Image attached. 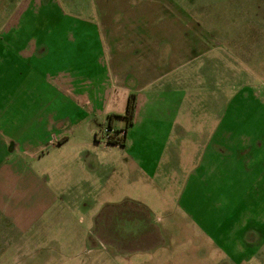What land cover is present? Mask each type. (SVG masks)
I'll use <instances>...</instances> for the list:
<instances>
[{"label":"crops","instance_id":"crops-1","mask_svg":"<svg viewBox=\"0 0 264 264\" xmlns=\"http://www.w3.org/2000/svg\"><path fill=\"white\" fill-rule=\"evenodd\" d=\"M168 12L155 0H0V264L153 254L162 233L146 230V204L160 192L210 240L213 264L264 249V0ZM130 94L132 123L109 122L123 145L101 143L96 120L125 121ZM75 171L93 202L122 203L86 236L66 226L73 208H54Z\"/></svg>","mask_w":264,"mask_h":264},{"label":"rangeland","instance_id":"rangeland-1","mask_svg":"<svg viewBox=\"0 0 264 264\" xmlns=\"http://www.w3.org/2000/svg\"><path fill=\"white\" fill-rule=\"evenodd\" d=\"M159 5H168L169 12H171L172 8L179 6L182 11L186 12V7L189 4H194L197 6H203L208 3L210 0H155ZM215 1V0H214ZM152 2V0H150ZM245 2V1H244ZM243 2V3H244ZM173 6V7H172ZM202 13V10L197 11L196 19H202L199 14ZM202 15V14H201ZM114 115L109 114L105 119H97L95 123L94 132L97 133V140L101 143L106 142L108 138H113L114 131L109 132V122L113 123L115 128L121 127L125 125V121H119L113 117ZM111 129H113L112 125ZM88 127H85L81 130H87ZM77 141V139H69L68 143H72ZM70 146V145H68ZM108 146V145H107ZM72 149L75 147L72 146ZM72 153V152H70ZM67 154H65L66 156ZM86 172V171H83ZM71 182H66L64 179V184L61 179L58 180L62 184V186H58V190H62V192H69L72 194L68 196L69 202L56 203L54 208H58L60 211H64L62 205H65L69 210L71 208L74 209V213L68 218V228L72 232L82 233L83 235H87L88 231H94V227L97 221V214L101 213V215H107L110 207H114L117 204H108L107 202L102 203L103 201H108L107 196H103V192L100 193L101 202H93V193L91 188V179L90 177L87 179L83 175L81 176L77 171H75V175L72 178H68ZM102 184H100V189L102 188ZM104 191V190H103ZM37 196L42 197L41 192L35 193ZM78 194V197L75 196ZM154 199L157 201L152 202L147 200V206L152 209L145 213V219L148 223L146 227L148 229L155 228L156 230L162 233L161 240L162 244L153 254H140L133 255L129 260H122L121 258H116L115 262H112L110 259L109 264H213V259L210 257H214L218 255V253L214 250L212 243L210 240H205L206 237L203 238L200 230L194 226V224L188 220L187 217H184L182 212L177 208V202L172 201V196L170 193H158ZM80 201V203H78ZM133 203V202H132ZM135 204V203H134ZM62 207V209L60 208ZM140 206V205H139ZM82 207V208H81ZM119 207H122V203ZM135 212H141V209H137L135 205H132L130 208ZM68 214H70L68 212ZM143 215L144 213L141 212ZM145 222V221H144ZM135 233H133L134 236ZM263 235L260 237L261 246L264 247ZM255 257V256H254ZM85 258V264H89V262ZM101 260L99 264H102V260L104 261L105 254L101 255ZM107 261V260H105ZM215 261V260H214ZM223 259L220 264H225ZM108 263V261H107ZM219 263V262H218ZM92 264V263H91ZM93 264H96L94 262ZM242 264H264V249L260 252L258 251V257L246 261Z\"/></svg>","mask_w":264,"mask_h":264},{"label":"trees","instance_id":"trees-1","mask_svg":"<svg viewBox=\"0 0 264 264\" xmlns=\"http://www.w3.org/2000/svg\"><path fill=\"white\" fill-rule=\"evenodd\" d=\"M134 111H135V95L134 94H130L127 98L126 101V108H125V114H124V118H125V127H128L133 120V116H134ZM111 124H109V130H111ZM114 137L113 138H108L106 143L110 144V145H123L124 143V138L123 137H118V131H114L113 133Z\"/></svg>","mask_w":264,"mask_h":264},{"label":"built area","instance_id":"built-area-1","mask_svg":"<svg viewBox=\"0 0 264 264\" xmlns=\"http://www.w3.org/2000/svg\"><path fill=\"white\" fill-rule=\"evenodd\" d=\"M111 132V130H109V132L108 133H110ZM107 141V140H106Z\"/></svg>","mask_w":264,"mask_h":264}]
</instances>
